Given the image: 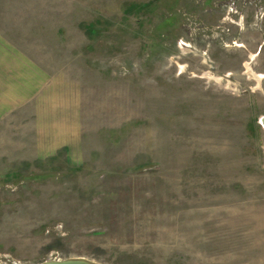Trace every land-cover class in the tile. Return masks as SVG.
I'll use <instances>...</instances> for the list:
<instances>
[{
    "label": "rangeland",
    "instance_id": "1",
    "mask_svg": "<svg viewBox=\"0 0 264 264\" xmlns=\"http://www.w3.org/2000/svg\"><path fill=\"white\" fill-rule=\"evenodd\" d=\"M0 27L80 82L84 130L35 156L0 125V264H264V0H0Z\"/></svg>",
    "mask_w": 264,
    "mask_h": 264
},
{
    "label": "crops",
    "instance_id": "2",
    "mask_svg": "<svg viewBox=\"0 0 264 264\" xmlns=\"http://www.w3.org/2000/svg\"><path fill=\"white\" fill-rule=\"evenodd\" d=\"M10 36L0 27V125L14 124L18 146L31 142L35 156L79 149L84 132L81 108L78 113L75 107L82 99L80 82L50 75Z\"/></svg>",
    "mask_w": 264,
    "mask_h": 264
},
{
    "label": "water",
    "instance_id": "3",
    "mask_svg": "<svg viewBox=\"0 0 264 264\" xmlns=\"http://www.w3.org/2000/svg\"><path fill=\"white\" fill-rule=\"evenodd\" d=\"M260 123L264 127V115L260 118ZM40 264H102L100 262H97L95 260H91L87 257H70L66 259H58V258H53V259H48L45 261H42Z\"/></svg>",
    "mask_w": 264,
    "mask_h": 264
}]
</instances>
